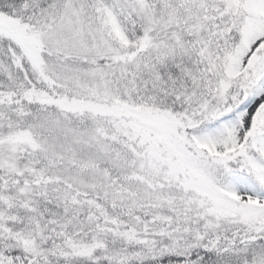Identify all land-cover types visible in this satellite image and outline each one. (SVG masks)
<instances>
[{
    "label": "snow or ice",
    "instance_id": "6c2138e0",
    "mask_svg": "<svg viewBox=\"0 0 264 264\" xmlns=\"http://www.w3.org/2000/svg\"><path fill=\"white\" fill-rule=\"evenodd\" d=\"M0 264H264V0H0Z\"/></svg>",
    "mask_w": 264,
    "mask_h": 264
}]
</instances>
